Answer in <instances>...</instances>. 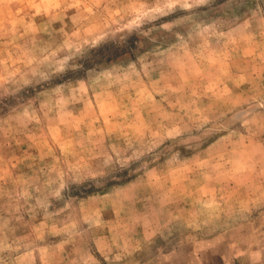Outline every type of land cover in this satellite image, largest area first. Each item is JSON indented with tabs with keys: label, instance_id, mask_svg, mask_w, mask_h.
<instances>
[{
	"label": "rangeland",
	"instance_id": "rangeland-1",
	"mask_svg": "<svg viewBox=\"0 0 264 264\" xmlns=\"http://www.w3.org/2000/svg\"><path fill=\"white\" fill-rule=\"evenodd\" d=\"M0 264H264V0H0Z\"/></svg>",
	"mask_w": 264,
	"mask_h": 264
}]
</instances>
